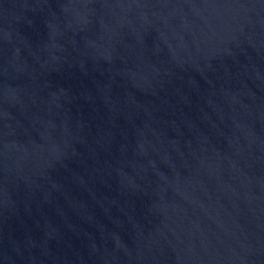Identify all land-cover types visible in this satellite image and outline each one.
<instances>
[{
	"label": "water",
	"instance_id": "1",
	"mask_svg": "<svg viewBox=\"0 0 264 264\" xmlns=\"http://www.w3.org/2000/svg\"><path fill=\"white\" fill-rule=\"evenodd\" d=\"M0 264H264V0H0Z\"/></svg>",
	"mask_w": 264,
	"mask_h": 264
}]
</instances>
